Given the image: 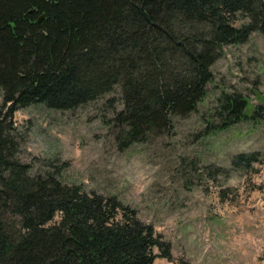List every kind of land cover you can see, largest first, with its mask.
<instances>
[{"label": "trees", "instance_id": "obj_1", "mask_svg": "<svg viewBox=\"0 0 264 264\" xmlns=\"http://www.w3.org/2000/svg\"><path fill=\"white\" fill-rule=\"evenodd\" d=\"M254 33L264 36V0H0V264L172 261L171 244L115 196L32 174L13 116L33 104L72 111L117 88L106 125L123 151L195 113L223 49ZM261 111L222 91L203 134Z\"/></svg>", "mask_w": 264, "mask_h": 264}, {"label": "rangeland", "instance_id": "obj_2", "mask_svg": "<svg viewBox=\"0 0 264 264\" xmlns=\"http://www.w3.org/2000/svg\"><path fill=\"white\" fill-rule=\"evenodd\" d=\"M211 71L195 113L175 119L170 134L123 151L106 125L121 109L117 88L72 111L42 104L19 109L13 116L23 137L18 158L32 174L56 173L66 185L133 208L171 244L172 261L153 264H264V36L225 47ZM222 91L245 97L251 109L261 106V115L203 134ZM241 154L257 161L231 166Z\"/></svg>", "mask_w": 264, "mask_h": 264}, {"label": "water", "instance_id": "obj_3", "mask_svg": "<svg viewBox=\"0 0 264 264\" xmlns=\"http://www.w3.org/2000/svg\"><path fill=\"white\" fill-rule=\"evenodd\" d=\"M41 18H43V17L41 16ZM41 18H40V19H41ZM40 19H38V21H39Z\"/></svg>", "mask_w": 264, "mask_h": 264}]
</instances>
